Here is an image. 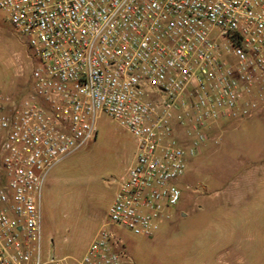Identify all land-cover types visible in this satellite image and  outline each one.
I'll list each match as a JSON object with an SVG mask.
<instances>
[{
  "label": "built area",
  "instance_id": "built-area-1",
  "mask_svg": "<svg viewBox=\"0 0 264 264\" xmlns=\"http://www.w3.org/2000/svg\"><path fill=\"white\" fill-rule=\"evenodd\" d=\"M38 64L32 89H0V264L42 261L51 170L98 133L103 113L137 142L110 221L152 236L178 182L222 120L264 107V0H0ZM107 226L73 264H122Z\"/></svg>",
  "mask_w": 264,
  "mask_h": 264
},
{
  "label": "rangeland",
  "instance_id": "rangeland-1",
  "mask_svg": "<svg viewBox=\"0 0 264 264\" xmlns=\"http://www.w3.org/2000/svg\"><path fill=\"white\" fill-rule=\"evenodd\" d=\"M38 61L0 9V89L26 95ZM222 122L178 182V210L145 236L108 217L137 142L113 117L101 114L97 136L59 162L46 180L42 261L81 258L107 226L123 239L117 248L122 264H264V107L251 117Z\"/></svg>",
  "mask_w": 264,
  "mask_h": 264
},
{
  "label": "flooded vegetation",
  "instance_id": "flooded-vegetation-1",
  "mask_svg": "<svg viewBox=\"0 0 264 264\" xmlns=\"http://www.w3.org/2000/svg\"><path fill=\"white\" fill-rule=\"evenodd\" d=\"M181 202H182V198H181V200H180L179 204H181ZM179 204H178V205L175 207V209H177V210H178Z\"/></svg>",
  "mask_w": 264,
  "mask_h": 264
},
{
  "label": "crops",
  "instance_id": "crops-1",
  "mask_svg": "<svg viewBox=\"0 0 264 264\" xmlns=\"http://www.w3.org/2000/svg\"><path fill=\"white\" fill-rule=\"evenodd\" d=\"M221 122H222V121H221ZM219 123H220V122H219ZM219 123H218V124H219ZM222 123H223V122H222ZM205 147H207V144H206L203 148H205ZM70 264H73V263L71 262Z\"/></svg>",
  "mask_w": 264,
  "mask_h": 264
}]
</instances>
